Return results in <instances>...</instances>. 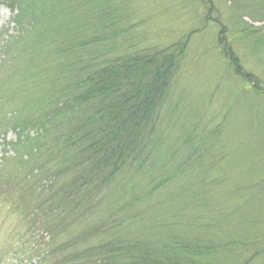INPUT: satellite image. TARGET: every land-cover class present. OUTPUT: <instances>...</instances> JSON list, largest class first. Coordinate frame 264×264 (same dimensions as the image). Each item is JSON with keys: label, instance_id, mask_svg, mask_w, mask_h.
Here are the masks:
<instances>
[{"label": "rangeland", "instance_id": "rangeland-1", "mask_svg": "<svg viewBox=\"0 0 264 264\" xmlns=\"http://www.w3.org/2000/svg\"><path fill=\"white\" fill-rule=\"evenodd\" d=\"M6 2L0 5V65L6 61L1 48L15 33ZM63 5L61 10L55 5L54 13L64 11L71 31L82 33L79 39L100 38L104 55L186 44L149 146L157 189L142 206L146 217L127 239L197 244L206 252L202 264H264V0H63ZM53 45L47 38L45 49L25 61L23 69L31 68L25 79L18 69L15 81H0V117L14 107H40L45 77L52 75ZM234 60L251 81L235 76ZM10 128L0 129L2 165L13 156L16 135ZM37 179L29 181L39 193ZM6 185L0 181V264H53L45 259L50 250L92 224L73 222L51 243L35 232L38 227L29 228L18 191Z\"/></svg>", "mask_w": 264, "mask_h": 264}, {"label": "trees", "instance_id": "trees-1", "mask_svg": "<svg viewBox=\"0 0 264 264\" xmlns=\"http://www.w3.org/2000/svg\"><path fill=\"white\" fill-rule=\"evenodd\" d=\"M6 3L15 33L1 48L6 61L0 81H15L18 69L25 79L31 69H23L25 61L45 49L47 38L54 42V64L38 109L28 104L0 117V129L9 126L16 135L12 158L0 163V181L13 184L29 228L38 227L35 232L48 235L51 243L73 222L92 223L58 241L45 259L53 264H202L206 252L197 244L127 239L132 226L146 217L142 206L157 189L149 146L186 44L112 57L101 51L100 38L79 39L82 33L71 31L64 11L54 13L63 0ZM92 18L85 19V33ZM232 65L235 76L252 80L235 60ZM30 177L42 183L39 193Z\"/></svg>", "mask_w": 264, "mask_h": 264}]
</instances>
